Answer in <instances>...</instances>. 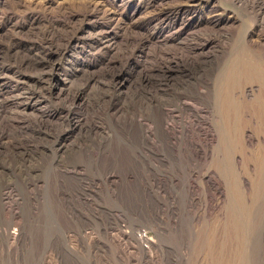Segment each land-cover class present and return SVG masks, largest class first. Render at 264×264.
Returning a JSON list of instances; mask_svg holds the SVG:
<instances>
[{
	"label": "rangeland",
	"instance_id": "1",
	"mask_svg": "<svg viewBox=\"0 0 264 264\" xmlns=\"http://www.w3.org/2000/svg\"><path fill=\"white\" fill-rule=\"evenodd\" d=\"M208 1L0 0V264H264V0Z\"/></svg>",
	"mask_w": 264,
	"mask_h": 264
},
{
	"label": "bare ground",
	"instance_id": "2",
	"mask_svg": "<svg viewBox=\"0 0 264 264\" xmlns=\"http://www.w3.org/2000/svg\"><path fill=\"white\" fill-rule=\"evenodd\" d=\"M211 0H209L208 2H210ZM219 15L216 14L214 16H212V18L210 20H207L206 22H208V25H210L213 28L219 27V26H225L227 24L230 23V20L227 18H224L223 21H219ZM235 21H233L231 24H234ZM251 45L253 46H257L260 47L261 49L264 48V40L259 39V41L252 43ZM7 195V194H6Z\"/></svg>",
	"mask_w": 264,
	"mask_h": 264
}]
</instances>
